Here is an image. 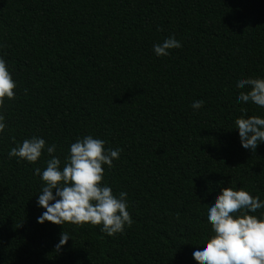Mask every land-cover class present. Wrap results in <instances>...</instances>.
Returning a JSON list of instances; mask_svg holds the SVG:
<instances>
[{
	"label": "trees",
	"instance_id": "16d2710c",
	"mask_svg": "<svg viewBox=\"0 0 264 264\" xmlns=\"http://www.w3.org/2000/svg\"><path fill=\"white\" fill-rule=\"evenodd\" d=\"M169 36L182 47L157 57ZM0 57L17 84L0 108V264H197L221 187L264 199V143L246 150L233 129L242 107L264 116L236 100L238 77H264V0H0ZM89 134L122 149L103 178L127 193L122 234L37 223L49 157L7 156L37 135L63 162Z\"/></svg>",
	"mask_w": 264,
	"mask_h": 264
},
{
	"label": "clouds",
	"instance_id": "9594fccd",
	"mask_svg": "<svg viewBox=\"0 0 264 264\" xmlns=\"http://www.w3.org/2000/svg\"><path fill=\"white\" fill-rule=\"evenodd\" d=\"M174 36L154 43L152 50L157 57L168 56L170 50L181 48ZM236 100L241 104H254L264 109V77L236 79ZM17 84L7 61L0 57V108L6 100L15 97ZM203 100H194L193 110L203 107ZM240 145L255 151L264 143V116L248 115L243 107L234 121ZM7 125L0 111V134ZM103 139L93 135L76 138L68 145L63 162L54 155L56 144L47 145L43 137L33 135L24 139L7 153L8 158L34 164L42 153L48 155L46 167H35L33 175L42 184L36 195V206L43 209L37 223L51 222L55 225H100V232L113 236L122 234L134 223L129 211L127 193L114 194L111 186L103 182L106 166L120 158L122 149L105 147ZM205 215L210 224L208 234L202 237L191 255L197 264H264V199L251 195L236 185L221 187L206 204ZM71 236L63 232L56 245L61 248Z\"/></svg>",
	"mask_w": 264,
	"mask_h": 264
}]
</instances>
